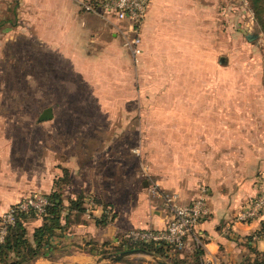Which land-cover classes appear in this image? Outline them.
<instances>
[{"label": "crops", "instance_id": "0c3cea01", "mask_svg": "<svg viewBox=\"0 0 264 264\" xmlns=\"http://www.w3.org/2000/svg\"><path fill=\"white\" fill-rule=\"evenodd\" d=\"M86 1L0 0V217L31 192L58 191L63 228L46 246L68 262L95 264L100 253L91 246L166 224L169 211L148 193L152 181L181 202L203 183L209 213L197 225L205 241L197 259L245 264L253 249L264 250V215L236 219L264 175V80L246 67L232 72L231 29L212 21L224 1L151 0L136 62L120 31L84 9ZM234 34L233 49L246 48ZM7 97L20 104L15 120L4 111ZM46 107L51 117L39 120ZM78 195L83 210H69ZM26 223L31 232L42 218ZM194 253L190 239L168 250L179 264L194 263Z\"/></svg>", "mask_w": 264, "mask_h": 264}, {"label": "built area", "instance_id": "2783aa9c", "mask_svg": "<svg viewBox=\"0 0 264 264\" xmlns=\"http://www.w3.org/2000/svg\"><path fill=\"white\" fill-rule=\"evenodd\" d=\"M150 2L151 0H91L83 2L82 6L112 23L116 30L120 31L124 46L136 62L142 51L138 26L145 16ZM118 21H126V26L131 33H126ZM143 172L145 174V170ZM148 193L161 201L162 205L169 211V219L166 224L161 228L129 229L123 232L112 244L118 245L124 239H128L142 243H161L169 250L174 251L184 248L190 239L194 248L204 250L205 241L197 225L209 213L206 199L208 187L204 184L200 185L196 195L187 202H181L177 193L160 187L155 181L151 182ZM48 204L47 194L35 191L10 205L0 217V242L4 241L9 226L16 220L18 211L42 214ZM263 215L264 175L258 180L255 194L240 207L236 219L241 222H250L260 219Z\"/></svg>", "mask_w": 264, "mask_h": 264}, {"label": "rangeland", "instance_id": "374dc122", "mask_svg": "<svg viewBox=\"0 0 264 264\" xmlns=\"http://www.w3.org/2000/svg\"><path fill=\"white\" fill-rule=\"evenodd\" d=\"M222 1H224L223 4H221ZM214 2L216 3V5L221 4L218 6V8L220 7V9L216 13H214V17L212 18L214 29L220 28L222 23H224L225 25L228 24L229 28L231 29V38H225V40L231 41L232 43V51L230 53V58L233 60L232 72H243L244 67H246L248 69L247 72L249 73H257L260 71L263 74L264 80V0H214ZM222 5L228 10V13L225 15H221L219 13ZM7 15H10V12H8ZM5 19L6 18L3 17L2 22H0V25L4 24L3 22L5 21ZM223 29H225V27ZM236 31L241 32L242 36L244 35L243 41L247 42L246 48L242 45L241 49H233L234 43L238 42L235 37L236 34H234ZM247 33L257 34V36L254 39H247V37L245 38ZM218 53H222V50H220ZM239 59L244 60V63H246L247 65L244 64L240 65L239 67ZM240 64L243 63L241 62ZM11 84L14 85V83L7 82L6 86L8 87ZM75 102H77V99H75ZM2 105L3 107H5L4 111H7L9 120H15V118L17 119L18 115L17 113H15V108L20 105L17 100L7 97L3 99ZM135 121H138V117H136ZM139 150L140 146L133 147L134 153L139 154ZM144 170L145 169L140 163L139 175L141 178L147 179V176L145 175L146 173L143 174ZM200 185H203V183H200L197 187H199ZM196 191H198V188ZM29 236L30 231L27 229V237ZM41 251H43V254L47 256V260L39 261L40 263H38L36 262L37 257H35L34 259L24 264H64V262L65 264H77V259L73 260V262H68L69 258L63 257L65 254L64 251H59V249H52L50 245L49 247L45 246L41 249ZM110 253L111 251L108 252V250H106L104 253L98 255V260L95 264H145L144 262L139 261V259L136 258V255H129L118 260H112L109 257ZM252 257L254 256L252 255L251 258ZM12 258H14V255L11 253L7 257V259L9 260ZM259 258H261V256H259ZM253 261L254 258L252 262ZM153 262L154 264H158L155 261Z\"/></svg>", "mask_w": 264, "mask_h": 264}, {"label": "trees", "instance_id": "16d2710c", "mask_svg": "<svg viewBox=\"0 0 264 264\" xmlns=\"http://www.w3.org/2000/svg\"><path fill=\"white\" fill-rule=\"evenodd\" d=\"M49 199V204L46 206L44 213L36 214L34 212L18 211L15 222L9 226L8 232L5 236L4 241L0 242V264H24L34 259L38 255L43 254L41 251L46 245L51 236L56 233L57 229H62L63 224L61 223L62 216L64 214V204L61 195L58 191H52L46 193ZM82 196L78 195L75 199H71L68 205V209L83 210L82 207ZM41 217L42 223L33 228L30 232V236L27 237L26 222L29 218ZM102 222L105 219L101 220ZM111 246V247H107ZM141 247L153 254H156L163 259L172 261L174 264H179L178 259L170 257L168 255V248L161 243H142L124 239L121 244L114 245L111 242H104L101 247L91 246L94 249L93 253H104L106 250L114 252L121 250L122 248ZM89 251V249H87ZM14 255V258L7 259L10 254ZM202 248H195V262L192 264H200L197 259L198 256L202 255ZM253 256L245 259V264H264V250L258 251L253 249ZM261 256V258H259ZM254 258V261L252 262ZM251 260V261H250ZM252 262V263H251Z\"/></svg>", "mask_w": 264, "mask_h": 264}, {"label": "water", "instance_id": "95a60500", "mask_svg": "<svg viewBox=\"0 0 264 264\" xmlns=\"http://www.w3.org/2000/svg\"><path fill=\"white\" fill-rule=\"evenodd\" d=\"M257 36V34L247 33L246 37L247 39H254ZM52 112L50 107H46L42 113L39 115V120L47 119L48 117H51ZM138 254H149L153 257V259L159 263V264H172L168 262L167 260L161 258L160 256L153 254L141 247H132V248H122L121 250L111 252L109 257L112 260H118L120 258H123L125 256L129 255H138ZM107 258V257H106Z\"/></svg>", "mask_w": 264, "mask_h": 264}]
</instances>
